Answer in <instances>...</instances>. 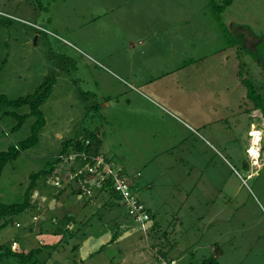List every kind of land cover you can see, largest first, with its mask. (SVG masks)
<instances>
[{"label":"rangeland","instance_id":"1","mask_svg":"<svg viewBox=\"0 0 264 264\" xmlns=\"http://www.w3.org/2000/svg\"><path fill=\"white\" fill-rule=\"evenodd\" d=\"M213 2L219 16L208 0H0V95L24 97L55 78L37 144L1 173L0 202H22L31 174L98 130L113 165L141 173L145 186L126 178L158 225L143 233L124 204L74 193L61 161L0 244L42 247L40 264H154L163 253L176 264H264V118L247 111L240 81L264 92V62L253 56L264 0ZM29 112L0 103V151L31 134ZM67 214L69 230L54 234ZM117 232L101 252L87 247Z\"/></svg>","mask_w":264,"mask_h":264},{"label":"trees","instance_id":"2","mask_svg":"<svg viewBox=\"0 0 264 264\" xmlns=\"http://www.w3.org/2000/svg\"><path fill=\"white\" fill-rule=\"evenodd\" d=\"M208 3L209 5L212 6L214 12L219 16L220 14L219 12L223 10L222 7L215 4L213 0H208ZM240 37L242 38L243 34H240ZM227 41L229 43L235 42L234 40H230V39H228ZM253 56L254 58L260 60V62H264V44L261 43V41H258L255 44V51L253 52ZM240 81L246 87L245 99L250 103V107L247 109V111H250L251 109L259 110L262 117L264 118V92L258 90V88L248 79H245L240 76ZM54 82H55V78L48 77L36 89V91L33 94L24 97H19L17 99H8L4 95H0L1 104L12 107H20L23 105H28L30 108V112H29L30 115L36 117V120L31 128V134L26 139L20 141L16 145L10 146L5 151H0V176L4 167L9 162L16 160L23 151L37 144L40 130L45 124V119L43 117L42 111L40 110V106L49 97ZM28 115L29 114L17 116L16 117L17 123L14 126V129L20 128V126L24 123ZM99 137L100 136L98 130H92L87 132L80 139L67 140L64 143L63 148L56 161L49 163L48 169L41 170L29 176V184L24 192V198L22 202L12 203V204H5L0 202V221H1L0 230L8 224L10 218H12L13 216L19 215L29 210L30 208L32 209L35 208L36 205L32 201V194L37 188V183L39 179H41L42 177L48 174H51L54 171L55 165L61 162V156H67L71 151L84 152L85 154L88 155H95L97 153H100L101 138ZM105 159L110 163L112 162L111 161L112 159L110 158L105 157ZM120 171H121L120 174H123L122 170ZM72 191L74 193H78V194L80 193V190L77 187L73 188ZM99 195L103 197L106 195L107 200L104 202L106 205L108 204L109 206H111L112 204L108 203V201L109 200L111 201L112 199L117 203L119 202V197L117 196V194L113 192L112 180L110 178L107 179V182L100 189L93 190V195L90 197V199L92 200L93 197ZM139 201L142 202L140 199ZM148 212L150 213V211ZM152 217L153 215L150 213V218ZM72 218L73 217L71 215L67 214L62 219H60L57 223V226L54 229V234L60 235L63 234L62 233L63 231H68V229L64 227H66V225L72 222ZM156 226H157L156 224L154 225L152 224L150 230L156 229ZM118 235H119L118 232L117 234H113L112 238L110 239V242H113ZM62 240L63 238H61L58 241V243L62 242ZM103 246L104 245H102L101 247L103 248ZM42 250H43L42 247H37L24 253V252H17L12 250L11 245L0 244V264H3V262L6 260L7 261L11 260L13 261L14 264H40L38 260V256L42 252ZM72 250H74V248ZM161 256L164 257L167 261H171L170 257L167 256L166 253H163ZM203 264H219V263L214 257L211 256L205 259Z\"/></svg>","mask_w":264,"mask_h":264},{"label":"built area","instance_id":"3","mask_svg":"<svg viewBox=\"0 0 264 264\" xmlns=\"http://www.w3.org/2000/svg\"><path fill=\"white\" fill-rule=\"evenodd\" d=\"M61 161L70 164L69 177L76 182L79 194L84 197H91L93 190L100 189L110 178L113 192L119 197V202L125 205L127 212L139 224L143 233L148 231L151 226L148 224L151 220L150 213L132 190L130 181L125 175L120 174V168L115 167L100 153L88 155L84 152L71 151L67 156H61ZM78 161L80 165L73 166ZM17 248V243L12 242L11 249ZM155 257L157 264H176L174 261H167L160 254H156Z\"/></svg>","mask_w":264,"mask_h":264},{"label":"crops","instance_id":"4","mask_svg":"<svg viewBox=\"0 0 264 264\" xmlns=\"http://www.w3.org/2000/svg\"><path fill=\"white\" fill-rule=\"evenodd\" d=\"M100 153L103 155V156H105L101 151H100ZM105 157H107V156H105ZM107 158H109V157H107ZM119 167L121 168V170H122V172H123V174L125 175V176H128V175H126L127 174V172H126V170L123 168V166H120L119 165ZM136 173H138L137 175L136 174H133L132 176H128L129 178L131 177V181L133 182H137L136 184H139L140 186L142 185V186H145L144 184V181L141 179V173L140 172H136ZM137 176V178H136V176ZM127 177V178H128ZM140 177V178H139ZM136 179H138V180H136ZM137 195V194H136ZM139 199H140V197L139 196H137ZM141 200V199H140ZM142 201V200H141ZM111 202L112 201H108V203H110L111 204ZM143 202V201H142ZM95 204V202L94 201H92V205H94ZM145 205V204H144ZM106 206H109L108 204L106 205ZM151 213V212H150ZM153 215V214H152ZM63 218V217H62ZM61 218V219H62ZM154 219V218H153ZM152 224L154 225V224H156L157 225V223L153 220V222H152ZM69 225V224H68ZM68 225H66V227H64V228H67L68 230H69V226ZM158 226V225H157ZM156 226V227H157ZM125 234V233H124ZM123 238V235L122 234H119L118 236H117V238L113 241V242H110V240H108L107 241V235H101L99 238H96V240L94 241V243L93 244H88V248H94L93 249V253H99V252H101L102 251V245H106V244H112V243H116V242H118L119 240H121ZM86 239H88V238H86ZM106 242V243H105ZM95 246H97V247H95ZM103 246V247H104ZM101 247V248H100ZM100 248V249H99ZM93 253H89L88 255L90 256V255H93ZM171 258V257H170ZM173 260V259H172ZM156 259H154V264H156Z\"/></svg>","mask_w":264,"mask_h":264}]
</instances>
